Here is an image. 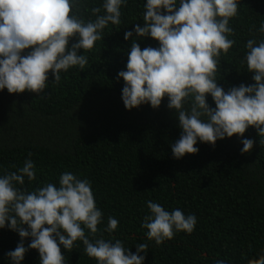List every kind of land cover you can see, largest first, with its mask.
Listing matches in <instances>:
<instances>
[{
  "label": "clouds",
  "instance_id": "obj_1",
  "mask_svg": "<svg viewBox=\"0 0 264 264\" xmlns=\"http://www.w3.org/2000/svg\"><path fill=\"white\" fill-rule=\"evenodd\" d=\"M89 0H0V92L40 95L49 84H59L62 73L83 70L88 51L104 39L110 25L121 24L129 0H101L85 20L80 8ZM240 0H144L142 23L125 31L130 41L125 69L117 73L124 86L121 101L125 110L142 105L153 110L167 98L180 130L170 145L174 159L199 152L196 145L215 146L217 141L240 139L250 127L264 138V23L257 36L244 45L241 65L251 74L250 85L227 91L219 86L221 57L236 44L230 21L238 16ZM75 43L70 45V41ZM151 39L157 47H140ZM52 83V84H53ZM211 98L214 107L207 102ZM241 154L253 148V139L241 141ZM31 153L14 171L0 170V230L7 228L19 237L14 250L6 253L9 264H22L28 251H35L39 264H65V250L83 245L96 264H144L148 244L135 246V253L114 233L119 221L107 217L97 206L89 179L71 171L62 172L58 182L29 189L37 180ZM141 227L146 237L160 246L178 233L191 235L197 225L195 214L180 208L171 211L161 203L146 201ZM30 241L25 246V241ZM215 264H231L217 258ZM247 264H264V249Z\"/></svg>",
  "mask_w": 264,
  "mask_h": 264
},
{
  "label": "trees",
  "instance_id": "obj_2",
  "mask_svg": "<svg viewBox=\"0 0 264 264\" xmlns=\"http://www.w3.org/2000/svg\"><path fill=\"white\" fill-rule=\"evenodd\" d=\"M143 2L129 0L121 9V24L105 29L103 41L86 53L89 63L83 70L62 73L59 84L49 74V87L39 96L0 92V170L14 171L12 166H22L31 153L38 171L37 180L26 183L29 189L57 183L65 171L89 179L105 225L108 216L119 221L104 238L122 241L133 253L136 245L148 244L144 264H215L217 258L247 264L264 249V138L250 127L240 139L226 138L214 147L198 142L197 154L177 160L170 145L180 130L166 97L156 110L147 104L125 110L124 83L117 73L125 69L131 42L123 36L142 23ZM100 4L89 0L80 15L94 19L89 10ZM261 23L264 0H240L238 16L230 21L236 44L221 57L218 74L225 91L253 83L241 60L246 41L260 38ZM139 44L142 49L158 46L151 39ZM207 102L214 107L210 97ZM244 138L254 143L241 154ZM148 200L195 214V231L156 246L141 227ZM18 242L16 233L0 230V264H9L6 253ZM62 254L65 264H96L83 245ZM22 264H39L37 252L28 251Z\"/></svg>",
  "mask_w": 264,
  "mask_h": 264
}]
</instances>
